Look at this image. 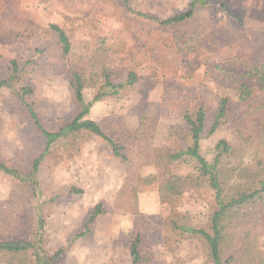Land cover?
<instances>
[{
  "label": "rangeland",
  "instance_id": "1",
  "mask_svg": "<svg viewBox=\"0 0 264 264\" xmlns=\"http://www.w3.org/2000/svg\"><path fill=\"white\" fill-rule=\"evenodd\" d=\"M127 1L135 12L160 19L184 12L190 2ZM52 24L66 32L73 56H88L98 46L108 50L111 81L124 88L94 101L98 85L85 87L84 100L92 103L86 117L127 160L114 156L100 138L80 135L43 157L37 189L26 178L18 181L0 172V240L32 242L41 235L49 255L62 250L52 264H130V236L139 231L151 264H213L202 240L178 229L207 228L216 208L213 192L186 183L181 195L164 199L158 188L170 176L195 175L192 159L172 164L166 159L168 150L187 143L183 111L190 102L213 111L217 99L227 96L229 117L241 113L226 73L263 61L264 0H207L191 18L169 26L131 14L126 0H0V78L7 79L16 62L20 84L32 89L25 100L45 129L58 131L77 106ZM130 74L135 80L128 84ZM248 84L258 86L256 80ZM248 103H264V93L254 92ZM0 119V160L26 175L43 151L44 138L6 88L0 89ZM255 132L254 117L247 113L238 127L232 120L203 138L200 153L211 162L219 140L238 149V137ZM255 150L229 161L252 170L264 159V149ZM135 202L136 215L130 213ZM98 203L105 212L85 232ZM259 247L264 253V233Z\"/></svg>",
  "mask_w": 264,
  "mask_h": 264
},
{
  "label": "trees",
  "instance_id": "2",
  "mask_svg": "<svg viewBox=\"0 0 264 264\" xmlns=\"http://www.w3.org/2000/svg\"><path fill=\"white\" fill-rule=\"evenodd\" d=\"M207 4V0H190L184 12L175 14L167 19L138 13L129 7L128 11L136 17L147 19L159 25L169 26L182 23L194 14V11ZM56 33L59 50L64 64L71 77L70 85L73 91L77 113L70 122L63 125L58 131H48L40 123L36 112L30 103L25 100L32 93L30 86L21 85L20 69L16 62H11V73L7 79L0 78V89H8L26 107L35 127L44 138V148L41 155L32 162L31 171L23 175L19 170L7 166L0 160V172L18 181L25 178L32 182L37 189L36 174L40 163L53 147L64 142H76L80 135H92L106 142L112 149L113 155L127 160L121 154L122 148L110 138L94 121L86 116L92 105L85 102L83 90L88 86L98 85V95L94 101L101 97L118 94L124 85L112 83V72L107 66V49L98 46L88 56H73L71 42L66 32L57 25H50ZM242 71H227L231 77L233 90L236 92L241 113L229 117L230 99L227 96L217 99L215 109L210 111L203 105L190 102L184 109L183 118L188 125L187 143L177 150H168L166 159L168 164L181 162L190 158L195 162V175L192 177L170 176L159 185L158 192L161 198L174 199L181 195L186 183L195 186H205L213 192L216 208L209 215L206 229H193L185 225L178 229L198 236L206 248L208 257L213 264H264V253L259 247V238L264 233V159L258 161L254 169L240 168L238 164H231L230 157L255 147L264 149V103L252 106L248 103L254 92L264 93V59L260 64L241 66ZM238 75V76H236ZM135 80L133 74L129 75V82ZM248 80H256L258 86H250ZM17 84L21 85L18 89ZM254 117L256 132L248 137H238L240 148H233L226 140L221 139L214 147L213 160L207 161L200 153V142L203 138L212 135L222 125L233 120L234 126H239L240 118L246 114ZM1 131V119H0ZM255 150V151H256ZM25 176V177H24ZM71 192L80 193L71 189ZM104 211L103 204L98 203L93 208L90 219L86 225ZM131 214H138L137 203L132 206ZM85 233L76 235L75 238ZM62 254V250L49 255L42 248V236L38 235L34 241L0 240V264H52ZM130 264H151L150 249L142 247L141 234L133 231L129 243Z\"/></svg>",
  "mask_w": 264,
  "mask_h": 264
}]
</instances>
